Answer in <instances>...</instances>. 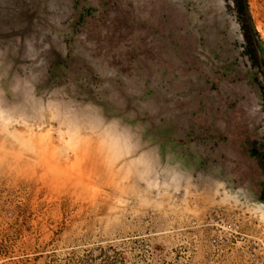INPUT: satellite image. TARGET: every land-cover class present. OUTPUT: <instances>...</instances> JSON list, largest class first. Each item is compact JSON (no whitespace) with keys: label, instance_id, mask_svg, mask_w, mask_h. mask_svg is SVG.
Wrapping results in <instances>:
<instances>
[{"label":"rangeland","instance_id":"374dc122","mask_svg":"<svg viewBox=\"0 0 264 264\" xmlns=\"http://www.w3.org/2000/svg\"><path fill=\"white\" fill-rule=\"evenodd\" d=\"M258 52L264 0H0V264H264Z\"/></svg>","mask_w":264,"mask_h":264},{"label":"built area","instance_id":"2783aa9c","mask_svg":"<svg viewBox=\"0 0 264 264\" xmlns=\"http://www.w3.org/2000/svg\"><path fill=\"white\" fill-rule=\"evenodd\" d=\"M208 225L214 227V237L212 238L211 242L214 245H217L221 242V238L224 237L226 232L234 233L233 226L229 224L228 220H225L222 214L215 213L214 216L209 217ZM253 245L257 246L258 248L261 246L264 250V243L259 241L255 242Z\"/></svg>","mask_w":264,"mask_h":264},{"label":"bare ground","instance_id":"6f19581e","mask_svg":"<svg viewBox=\"0 0 264 264\" xmlns=\"http://www.w3.org/2000/svg\"><path fill=\"white\" fill-rule=\"evenodd\" d=\"M250 210L253 211L252 213L258 214L260 218L262 219V221L264 222V206L251 205Z\"/></svg>","mask_w":264,"mask_h":264},{"label":"water","instance_id":"95a60500","mask_svg":"<svg viewBox=\"0 0 264 264\" xmlns=\"http://www.w3.org/2000/svg\"><path fill=\"white\" fill-rule=\"evenodd\" d=\"M244 7H245V10H247L246 5H245ZM248 25H250V22H249V21H248ZM258 57H259V64H260V66L262 67L263 65H262V61L260 60V59H261V55H260L259 52H258ZM262 71H264V70L262 69Z\"/></svg>","mask_w":264,"mask_h":264},{"label":"crops","instance_id":"0c3cea01","mask_svg":"<svg viewBox=\"0 0 264 264\" xmlns=\"http://www.w3.org/2000/svg\"><path fill=\"white\" fill-rule=\"evenodd\" d=\"M141 162H142V157L140 158V159H138V161H137V159L134 161V164H135V166H137L138 165V163H139V165L141 164ZM144 164V163H143Z\"/></svg>","mask_w":264,"mask_h":264},{"label":"flooded vegetation","instance_id":"af4514ba","mask_svg":"<svg viewBox=\"0 0 264 264\" xmlns=\"http://www.w3.org/2000/svg\"><path fill=\"white\" fill-rule=\"evenodd\" d=\"M255 205H257V206H258V205H260V206H264V204H255Z\"/></svg>","mask_w":264,"mask_h":264},{"label":"trees","instance_id":"16d2710c","mask_svg":"<svg viewBox=\"0 0 264 264\" xmlns=\"http://www.w3.org/2000/svg\"><path fill=\"white\" fill-rule=\"evenodd\" d=\"M246 20H247V21H249V19H248V18H247ZM262 64H263V66H264V61L262 62Z\"/></svg>","mask_w":264,"mask_h":264}]
</instances>
